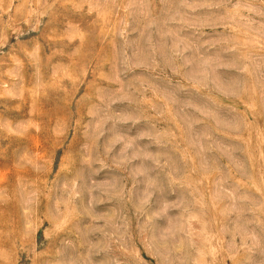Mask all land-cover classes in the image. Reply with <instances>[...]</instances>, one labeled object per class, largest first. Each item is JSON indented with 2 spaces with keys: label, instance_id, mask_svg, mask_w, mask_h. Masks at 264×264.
<instances>
[{
  "label": "rangeland",
  "instance_id": "obj_1",
  "mask_svg": "<svg viewBox=\"0 0 264 264\" xmlns=\"http://www.w3.org/2000/svg\"><path fill=\"white\" fill-rule=\"evenodd\" d=\"M0 264H264V0H0Z\"/></svg>",
  "mask_w": 264,
  "mask_h": 264
}]
</instances>
